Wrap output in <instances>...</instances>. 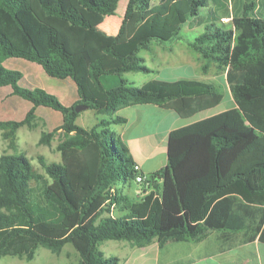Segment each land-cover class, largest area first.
I'll return each instance as SVG.
<instances>
[{
	"label": "trees",
	"instance_id": "trees-1",
	"mask_svg": "<svg viewBox=\"0 0 264 264\" xmlns=\"http://www.w3.org/2000/svg\"><path fill=\"white\" fill-rule=\"evenodd\" d=\"M76 2L113 15L118 0ZM79 10L71 0H0V87L9 85L32 103L24 120L0 119V128L12 135L43 105L61 113L59 128L67 134L57 145L61 162L40 159L45 175L25 154L0 156V256L31 259L38 246L57 252L70 242L78 264H120L100 250L102 241L141 245L156 237L162 250L169 241H199L212 230L232 233L233 245L255 237L264 242V0H126L111 44L94 59L75 30L91 28ZM185 23L205 25L191 45L204 68L209 62L225 67L235 107L172 129L166 164L146 177L152 184L160 177L159 191L130 202L115 187L144 174L111 129L125 118H101L85 128L76 123L74 107L113 113L154 103L189 118L219 104L221 86L210 80L153 79L136 86L121 76L152 71L138 52L152 40H172ZM10 57L72 79L77 101L66 106L55 94L24 85L19 70L3 65Z\"/></svg>",
	"mask_w": 264,
	"mask_h": 264
},
{
	"label": "rangeland",
	"instance_id": "rangeland-1",
	"mask_svg": "<svg viewBox=\"0 0 264 264\" xmlns=\"http://www.w3.org/2000/svg\"><path fill=\"white\" fill-rule=\"evenodd\" d=\"M71 1L91 23V28L89 29L76 26L75 30L79 35L80 41L85 46L89 58L94 59L101 53L103 46L111 44L121 23L126 0H118L113 15L89 12L77 5L76 0ZM222 22L227 28L232 26L229 18L222 19ZM204 26V24L191 26L185 23L172 40H152L147 48L141 49L138 52L144 59V64L152 68V71H129L124 72L121 76L136 86H141L143 83L156 78H210L216 84H220L223 98L216 107L208 112H217L231 107L234 101L224 80L225 67L221 68L215 62H209L207 67L204 68L205 60L191 45L194 38L204 31ZM120 39H124V35ZM3 65L6 68L19 70L25 76L31 74L32 77L36 74V78H23L22 82L24 85L30 88L41 87L45 91L55 94L66 106H70L77 101V88L70 78L51 77L43 71L40 65L23 58H6L3 60ZM31 107L32 103L14 94L9 85L0 87V119L11 121L24 120ZM170 112L173 117L176 116L174 111ZM78 113L76 123L85 128L92 127L101 118H110L112 116V112L97 113L93 109L88 108ZM204 114L205 112H199L194 118ZM148 116L145 125V129L147 130L152 127L153 121H158L156 115L148 114ZM130 118L136 119V115L132 114ZM61 119L62 116L59 111L43 105L36 106L29 120L20 125L12 135L8 129L0 128V156L14 153L25 154L29 158L33 169L45 175L41 158L47 162H61V152L57 149V145L67 137V134L59 128ZM166 121L165 117L164 122ZM49 132H53L49 141L41 142V136ZM127 133L133 135L137 131L133 127H129ZM154 139L153 137H149L140 140H130L129 144L134 155L136 156L140 152L144 153L146 151V142L149 145L147 148L151 149V141ZM155 158L158 166L166 161L165 143L155 149ZM115 188L120 192L135 196L137 184L135 181L129 180L124 185L123 180L120 179ZM112 213H117L116 209H112ZM128 243L130 244L131 241L106 239L99 244V248L106 256H118L121 254V249L118 245L123 244L127 247ZM79 261V253L70 242L65 243L57 252L45 246H38L34 250L31 259H27L26 255L0 256V264H78Z\"/></svg>",
	"mask_w": 264,
	"mask_h": 264
},
{
	"label": "crops",
	"instance_id": "crops-1",
	"mask_svg": "<svg viewBox=\"0 0 264 264\" xmlns=\"http://www.w3.org/2000/svg\"><path fill=\"white\" fill-rule=\"evenodd\" d=\"M35 76L36 74L32 77L31 74L28 76L23 74L22 78H36ZM202 79L210 80V78ZM214 107L202 111L205 112V114L200 117L194 118L196 115L194 114L193 116L186 118L180 116L173 109L164 108L158 104H132L120 107L118 110L113 112L112 116H121L125 118V121L121 123H112L110 126L111 129L116 133V136L127 145L129 154L139 165L140 172L143 173L145 177L149 178L148 174L163 167L167 162L166 159L162 165L158 166L156 164L155 149L159 145L165 143L167 154L166 142L169 132L172 129L187 125L193 121L202 119L217 112L235 107V102L231 105V107L224 108L217 112H208ZM170 111H174L177 117H173ZM132 114L136 115V119L130 118ZM148 114L153 116L156 115L158 118V121H153L152 127L149 130L145 129L146 120L149 117ZM165 117L167 119L166 122H164ZM129 127H133L137 133L133 135L128 134L127 131ZM149 137H153V139L155 138L151 141V149L147 148L149 145L146 142V151H144V153L140 152V154L135 156L129 144L130 140H140L142 138ZM127 183L128 181L124 183V185ZM161 183L162 181L158 176L153 180V184L151 182H146L142 185L136 183L137 189L135 196H131L129 193H121L126 195L130 202H137L140 201L144 196L148 195L152 190L155 192L159 191V188L156 187V184L159 186ZM235 240L236 239L233 237V234L228 231L212 230L209 231L207 235L199 241H195L193 239H188L182 242L169 241L164 245L163 249L160 250L157 238L153 237L149 242L141 245L131 242L130 244H127V247H125L123 244H119L118 246L121 249V254L116 257L119 259L120 264H264L263 241H260L258 237H255L252 240L236 245L231 244V242H235Z\"/></svg>",
	"mask_w": 264,
	"mask_h": 264
},
{
	"label": "built area",
	"instance_id": "built-area-1",
	"mask_svg": "<svg viewBox=\"0 0 264 264\" xmlns=\"http://www.w3.org/2000/svg\"><path fill=\"white\" fill-rule=\"evenodd\" d=\"M134 167H135L136 170L140 171L138 164H136ZM134 181L136 183L142 185V184L146 183V177L144 175L138 174V175H136Z\"/></svg>",
	"mask_w": 264,
	"mask_h": 264
},
{
	"label": "water",
	"instance_id": "water-1",
	"mask_svg": "<svg viewBox=\"0 0 264 264\" xmlns=\"http://www.w3.org/2000/svg\"><path fill=\"white\" fill-rule=\"evenodd\" d=\"M87 108H88L87 105L79 103V104L75 105L74 110H75V112H79V111H81L83 109H87Z\"/></svg>",
	"mask_w": 264,
	"mask_h": 264
}]
</instances>
